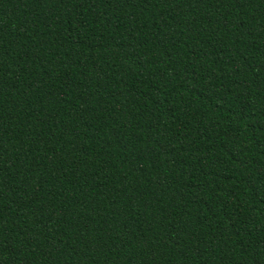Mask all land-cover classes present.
Here are the masks:
<instances>
[{
    "label": "trees",
    "instance_id": "obj_1",
    "mask_svg": "<svg viewBox=\"0 0 264 264\" xmlns=\"http://www.w3.org/2000/svg\"><path fill=\"white\" fill-rule=\"evenodd\" d=\"M0 264H264V0H0Z\"/></svg>",
    "mask_w": 264,
    "mask_h": 264
}]
</instances>
